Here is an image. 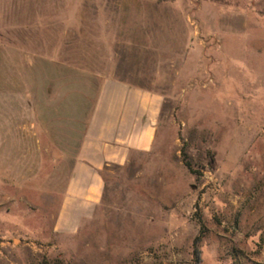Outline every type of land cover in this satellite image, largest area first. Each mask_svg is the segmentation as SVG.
Instances as JSON below:
<instances>
[{
  "label": "rangeland",
  "instance_id": "obj_1",
  "mask_svg": "<svg viewBox=\"0 0 264 264\" xmlns=\"http://www.w3.org/2000/svg\"><path fill=\"white\" fill-rule=\"evenodd\" d=\"M0 20V264H264V0H5ZM104 78L164 98L156 145L54 237Z\"/></svg>",
  "mask_w": 264,
  "mask_h": 264
},
{
  "label": "crops",
  "instance_id": "obj_2",
  "mask_svg": "<svg viewBox=\"0 0 264 264\" xmlns=\"http://www.w3.org/2000/svg\"><path fill=\"white\" fill-rule=\"evenodd\" d=\"M4 4L0 0V12ZM163 107L164 98L149 89L115 78L100 82L54 218V237H74L95 217L104 198L106 170L126 167L133 158L153 151ZM214 250V260L222 264ZM244 256L239 264L256 262Z\"/></svg>",
  "mask_w": 264,
  "mask_h": 264
},
{
  "label": "built area",
  "instance_id": "obj_3",
  "mask_svg": "<svg viewBox=\"0 0 264 264\" xmlns=\"http://www.w3.org/2000/svg\"><path fill=\"white\" fill-rule=\"evenodd\" d=\"M27 245L31 246L33 250L38 251V252H42V251H47L53 247H49L48 245L45 244H38L32 241L31 242H27Z\"/></svg>",
  "mask_w": 264,
  "mask_h": 264
},
{
  "label": "trees",
  "instance_id": "obj_4",
  "mask_svg": "<svg viewBox=\"0 0 264 264\" xmlns=\"http://www.w3.org/2000/svg\"><path fill=\"white\" fill-rule=\"evenodd\" d=\"M192 256H193V264H202V260L200 258V252L197 248H194ZM40 264H50V263L43 259Z\"/></svg>",
  "mask_w": 264,
  "mask_h": 264
}]
</instances>
